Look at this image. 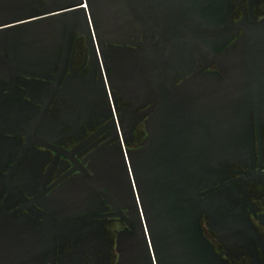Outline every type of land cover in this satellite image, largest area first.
Instances as JSON below:
<instances>
[{"label":"flooded vegetation","instance_id":"flooded-vegetation-1","mask_svg":"<svg viewBox=\"0 0 264 264\" xmlns=\"http://www.w3.org/2000/svg\"><path fill=\"white\" fill-rule=\"evenodd\" d=\"M231 2L230 39L215 55L243 50V77L210 56L179 71L175 86L216 90L242 81L247 100L236 113L246 126L233 132L231 153L203 189L228 214L219 221L204 213L201 225L223 264H264V0ZM31 71L0 76V240L12 242L10 253L16 241L29 254L40 251L42 264H118L119 236L136 234L138 221L124 151L143 146L155 103L121 97L79 31ZM128 110L137 122L125 139L119 119Z\"/></svg>","mask_w":264,"mask_h":264},{"label":"water","instance_id":"water-1","mask_svg":"<svg viewBox=\"0 0 264 264\" xmlns=\"http://www.w3.org/2000/svg\"><path fill=\"white\" fill-rule=\"evenodd\" d=\"M231 9V0H0V76L35 75L79 31L121 97L155 103L143 146L124 151L138 221L136 234L119 236L118 264H223L201 217L221 221L227 204L203 197V189L231 153L233 132L246 126L236 113L246 94L242 81L216 90L175 81L210 56L243 77V50L215 55L230 39ZM133 114L119 119L124 136L136 125ZM7 243L0 240V264H42L40 251L29 254L16 241L10 253Z\"/></svg>","mask_w":264,"mask_h":264},{"label":"bare ground","instance_id":"bare-ground-1","mask_svg":"<svg viewBox=\"0 0 264 264\" xmlns=\"http://www.w3.org/2000/svg\"><path fill=\"white\" fill-rule=\"evenodd\" d=\"M104 75H105V72H104ZM104 78H106V77H104ZM121 134H122V135H121V136H122V138H125L124 134H123V133H121Z\"/></svg>","mask_w":264,"mask_h":264}]
</instances>
